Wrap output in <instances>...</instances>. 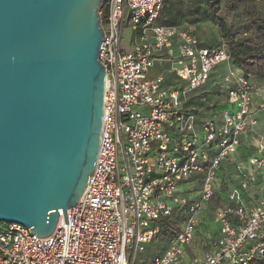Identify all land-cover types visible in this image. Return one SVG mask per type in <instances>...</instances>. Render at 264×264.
I'll list each match as a JSON object with an SVG mask.
<instances>
[{"label":"built area","instance_id":"obj_1","mask_svg":"<svg viewBox=\"0 0 264 264\" xmlns=\"http://www.w3.org/2000/svg\"><path fill=\"white\" fill-rule=\"evenodd\" d=\"M163 0H108L98 59L104 68L99 147L92 175L62 224L44 239L17 224L0 225V264H135L154 244L158 221L189 205V217L150 264H252L264 259V135H256L252 77L229 68L218 80L223 108L213 119L183 111L230 56L200 47L191 28L157 24ZM124 25L133 38L122 47ZM164 66L176 86H164ZM253 136L248 146L243 138ZM226 175V176H225ZM200 183L192 199L191 185ZM226 183L214 210L217 234L187 263L199 212ZM188 196L189 198H185Z\"/></svg>","mask_w":264,"mask_h":264},{"label":"water","instance_id":"obj_2","mask_svg":"<svg viewBox=\"0 0 264 264\" xmlns=\"http://www.w3.org/2000/svg\"><path fill=\"white\" fill-rule=\"evenodd\" d=\"M108 0H0V222L67 224L96 163Z\"/></svg>","mask_w":264,"mask_h":264},{"label":"trees","instance_id":"obj_3","mask_svg":"<svg viewBox=\"0 0 264 264\" xmlns=\"http://www.w3.org/2000/svg\"><path fill=\"white\" fill-rule=\"evenodd\" d=\"M99 11L104 18L107 2L100 6ZM229 12L233 13V17L226 22L224 18ZM207 20L219 26L220 40L200 41V47H224L233 68L264 81V0H163L157 24L190 28ZM192 32L196 35L195 31ZM163 73L165 87L179 84L165 69ZM206 87L193 91L183 106L184 112L193 114L199 120L213 119L214 112L222 109L224 104L218 97L224 96L225 92L218 84L209 91ZM211 96L214 97L212 102ZM223 184L226 185L225 182ZM188 208V204L175 207L170 216L160 219L158 236L167 242L176 237L189 217ZM154 254L157 253L150 257ZM252 264H264V259H256Z\"/></svg>","mask_w":264,"mask_h":264},{"label":"rangeland","instance_id":"obj_4","mask_svg":"<svg viewBox=\"0 0 264 264\" xmlns=\"http://www.w3.org/2000/svg\"><path fill=\"white\" fill-rule=\"evenodd\" d=\"M219 15V14H217ZM233 17V13L229 12L226 13L224 20L226 22H229ZM193 31H195L196 35L198 36L200 41H219L220 40V29L219 26L216 25L215 23L211 22V21H204L201 22L198 26H191L190 27ZM133 42V38L130 35L129 29L126 25H124V29H123V36H122V47L125 50H130L131 44ZM221 66H217L216 68H219ZM165 67L164 66H157L155 65L151 71H150V76H155L159 73H163ZM220 76V74H214V77L212 78L211 81L208 82L206 90L210 89L212 87H214L215 85H213L214 83L218 82V77ZM225 96V95H224ZM224 96H220L218 98L221 99V101L224 100ZM213 96L210 97V102H212L213 100ZM194 185V189L191 191V194H193L194 192H197V186L196 184ZM196 188V189H195ZM227 190L226 185L224 184H220L219 183V187H218V191L216 193V196L211 200V202H209L207 204V206H209V212H207L206 216L208 218V222L210 223L211 220H213V211L215 210L216 207L220 206L222 203L221 200V196L225 194ZM184 197L187 199L189 198L188 196ZM190 199V198H189ZM0 225L2 227L7 226V224L0 222ZM207 228L201 227L200 226V221L199 224L197 225V229H196V234L195 236H197L198 240L201 241H205V237L204 235H207ZM166 240L163 237L158 236L156 241L154 242V244L150 245L147 249L145 254L141 255L140 257L137 258V260L135 261V264H150V255H152L153 253H157V250H162L166 247ZM148 255V256H147Z\"/></svg>","mask_w":264,"mask_h":264},{"label":"crops","instance_id":"obj_5","mask_svg":"<svg viewBox=\"0 0 264 264\" xmlns=\"http://www.w3.org/2000/svg\"><path fill=\"white\" fill-rule=\"evenodd\" d=\"M220 66L221 67L216 68L211 73L210 81L214 77V74H218V75L220 74V76L217 79V80H220L221 76L226 74L228 69L232 67L230 62L224 63ZM251 82L255 86V94L253 96L254 105H257L259 103H264V81H259V80H256L255 78L252 77ZM215 84H218V82L214 83L213 85H215ZM207 91H209V89H207ZM257 119H258V125L256 128V135H264V112L257 115ZM253 138H254L253 136H247V137L243 138L242 146L243 147L248 146L249 145L248 143L252 142ZM195 184H196V186L198 185L196 187L197 192L190 194L191 195L190 197L192 199H195L198 196V190L200 189V183L195 182ZM192 186H193V184L191 185V187ZM192 188L194 189V186ZM193 189H191V190H193ZM207 212H209V206H206L204 209H202L198 215L199 221H200V226L208 229L206 231L207 235H204L205 241L200 242L198 240L197 236L194 237V240L192 241V243L189 246H186V248H185L184 256H183L185 263H187L188 261H190L193 258H201L207 249L208 241L211 238H213L218 232V226L214 223V221L211 220L210 223L208 222V218L206 216ZM212 214L214 215V211ZM167 246H168V242H166V247ZM166 247L162 250H157V254L162 253L166 249Z\"/></svg>","mask_w":264,"mask_h":264}]
</instances>
